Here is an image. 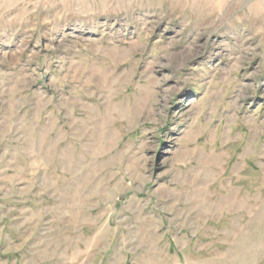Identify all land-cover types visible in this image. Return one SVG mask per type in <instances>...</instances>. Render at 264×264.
Listing matches in <instances>:
<instances>
[{"label": "rangeland", "instance_id": "obj_1", "mask_svg": "<svg viewBox=\"0 0 264 264\" xmlns=\"http://www.w3.org/2000/svg\"><path fill=\"white\" fill-rule=\"evenodd\" d=\"M0 264H264V0H0Z\"/></svg>", "mask_w": 264, "mask_h": 264}]
</instances>
